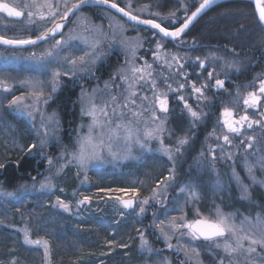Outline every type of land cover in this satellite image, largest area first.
Returning a JSON list of instances; mask_svg holds the SVG:
<instances>
[{
    "label": "rangeland",
    "instance_id": "obj_1",
    "mask_svg": "<svg viewBox=\"0 0 264 264\" xmlns=\"http://www.w3.org/2000/svg\"><path fill=\"white\" fill-rule=\"evenodd\" d=\"M9 2L23 4L31 3L32 0H9ZM46 2L55 5L57 0H36L39 5ZM115 2L141 19L151 18L168 26L171 20L176 21L189 16L202 0H183L188 8L187 12L181 6L180 0H115ZM231 5L233 11L231 10L230 14L223 13L222 18L231 19L236 24L241 21V24L244 22L246 24L249 15L246 9L240 6L251 5V3L245 1ZM18 10L24 13L20 20L8 19L0 14V35L10 39H33L34 34L50 28L59 19V16L56 18L48 16L49 9L46 7L31 9L33 12L38 10L44 12L48 16L46 20H40L37 15L29 19L28 9L21 7ZM63 10V5H61L60 12ZM89 10L91 12L94 10L95 15ZM89 10L83 9L77 13V16H86L90 24L101 26L107 33L106 37L94 31H85V25H78L75 18H72V22L66 26L63 35L66 37L70 32L73 35L79 34L87 37L89 43L100 39L101 42L96 49V52L100 54L99 59L91 63L92 57L88 56L85 57L84 64L78 60L75 73L72 75H64L61 70L55 92L51 90V71L41 73L35 67L39 57L46 49L51 48L53 39L42 42L39 46L23 49L0 47V81H4L10 89L5 92L4 85H0V161L22 155H37L46 166L45 174L40 179L23 183L12 191L0 189V193L14 194L12 197L0 195V264H9L12 258L16 259L17 264H55L50 252V247L55 240L53 238L55 229L54 223L45 214L44 208L47 207V201L51 200L54 213L62 212L68 215L77 213L84 205L92 204V199L88 203L80 204L84 196L78 191L89 188L93 181L89 180L87 173L97 169L113 173L119 179L116 186L111 189L112 195L107 200L115 218L122 221L126 212L129 213L128 217H134L137 224L142 222L140 229L137 228L136 233L128 240L129 247H134L135 255L141 258V261L134 264H167V262L181 264V260L185 259L183 249L179 253V258L175 253V248L179 247L178 237L172 236L173 250H169L160 230L163 227L165 231H168L166 224L156 227L160 219L170 222L179 220L181 213L189 217L194 214L192 203L185 204L187 192H180L182 186L195 185L200 197L196 207L205 216L214 217L219 207L222 213L232 215L233 222L237 225H240L245 217L253 224L256 223L258 215L264 218V183H254L245 167L247 161L253 166L256 180L264 181V168H261L258 163L259 157L264 156V150H257L258 148L264 149V144H261L259 138L253 141L252 148H246L245 145L237 146L233 143L230 147L225 146V151L221 155L220 147L223 142L222 139L216 140V136L220 133L207 132L204 123H201V118L193 122L188 110L180 103L171 104L167 114L157 110L161 119L155 122L151 120L148 112L140 118L147 121L149 128L155 127L156 124L162 126L164 131L160 134V138L164 146L171 149V159L161 148L160 141L157 139L148 141L150 151L134 146L131 157L121 152L123 158L118 161L105 159L103 163L90 165L86 172L80 170L79 174H77L78 170L74 163L69 164L66 158H62L65 147L67 146L69 151H72L71 145L77 137L87 133L88 126L92 122L88 111L93 105L97 109V115H99V110L105 106L110 112L112 95L117 98L128 95L130 83L134 84L132 90L138 93L137 110L141 108V97L147 95L148 100L144 103H150L153 93L148 90L150 86L147 83L148 72L153 74L155 83L159 85L156 89L157 93L167 92V95L172 94L175 99L181 95L180 92L175 91L176 82H179L177 78L180 80V76L176 75L177 71L171 59L173 56L179 57V54L176 51L169 52L171 49L167 48L165 40H161L160 35L155 34V30L130 24L105 8ZM172 13H175V16ZM109 21L113 22L111 28H109ZM116 22L124 25L122 33ZM73 29L75 32L72 31ZM59 38L61 35L55 37V39ZM157 42L162 43L163 47L158 49ZM75 43L78 49L85 47L81 41ZM33 51L36 53L34 58L31 55ZM64 55L75 58L83 53L78 50H69ZM147 65L152 67L149 69ZM66 67L70 68L71 65ZM81 68L86 70L81 71ZM133 68L144 69L143 80L139 79L141 73H134ZM169 73L172 74L170 80L173 90L171 91L163 82V77L169 76ZM28 77H36L43 81L44 90L42 94H39L41 101L39 104L36 102L33 89L22 83ZM66 90L75 91L69 126L65 124L59 106V96ZM16 97L20 98L19 102L10 107L12 99ZM44 100H47L46 104L43 103ZM191 107L197 111L195 107ZM30 112L31 116H29ZM50 117L52 119H49ZM144 127L143 123L139 125L141 133ZM46 129L47 136L45 137ZM174 130L180 132L176 133ZM63 132H67V135L63 136ZM179 139H187L188 143L177 152ZM33 144L36 147L29 152L28 148ZM212 149H216L217 152L215 160H213ZM229 153L232 159L224 158ZM49 160L53 162L52 165H49ZM150 165L162 166L165 171L162 172L157 167L148 170ZM170 173H173L174 179L169 178ZM234 173L238 179L234 178ZM46 178L52 187L50 190L42 191L40 185L46 182ZM70 182L74 183V188L67 192L65 187ZM245 188L247 192L244 191ZM118 189L128 191H116ZM58 199L63 200L69 206L68 211L53 207ZM145 199L149 203L143 205L146 211L141 214L139 208ZM120 200H133L134 207L129 210L125 209L120 204ZM174 200L177 202H173ZM245 227L247 228L248 225ZM25 228L28 229L30 239L49 241L47 255L42 245L24 243ZM141 234L147 241V247H141ZM184 240L187 241V238L185 237ZM155 243L162 249H158ZM194 243L202 246L199 264H216V256L223 255L220 249L213 248L211 254L204 251L203 249L213 247L210 242L196 241ZM149 248L152 249L151 253ZM34 249L39 251L40 255H37ZM26 251L31 252L30 258ZM19 252L23 253L26 259L20 258ZM189 264H197L196 258L193 257Z\"/></svg>",
    "mask_w": 264,
    "mask_h": 264
},
{
    "label": "snow or ice",
    "instance_id": "obj_2",
    "mask_svg": "<svg viewBox=\"0 0 264 264\" xmlns=\"http://www.w3.org/2000/svg\"><path fill=\"white\" fill-rule=\"evenodd\" d=\"M181 6L184 7L185 12L188 11L186 5H184L183 0H180ZM215 0H202L199 3L196 10L191 12L190 16H186L183 21L176 20L173 24H179V26L174 27V30H169V27L161 26V23L154 21L151 18L141 19L137 15L131 14V12L126 11L124 7H120L115 0H57L55 5L51 3H44L39 5L36 3V0H32L31 3L18 4L16 2H9V0H0V14H5L9 18H19L24 15V13L19 8L23 7L28 9L27 16L29 19L34 15H37L40 20L48 19V16L56 18L59 16V20L63 22H56L51 28H46L41 31L39 34H34L35 39H10L5 36L0 35V45L17 47V46H39L40 42H47L49 38H53V43L51 48L46 49L45 52L39 57L37 64L35 65L36 69L41 73H47L51 71L52 79L50 81L52 85V91H56V85L59 82V77L61 76V70H63L64 75H72L75 73L77 62L81 64L85 63V57L91 56V63H95L99 59V53L96 52V49L99 47L100 39H95L91 43L88 42L87 37L82 35H73L70 32L66 37L63 35V29L66 27L67 23L72 21L69 17H73L77 20L78 25H85V31H94L98 34H101L106 37L107 33L101 26L92 25L88 21L86 16H77V13L81 12L86 5H100L107 6L108 9H115L117 13H122L123 17H127V20L135 22L136 25H147L150 29L156 30V35H160L161 40H178L183 33L189 28V25L197 16L203 12L205 9L209 8ZM256 11L258 13V20L261 25H264V0H255ZM63 5V11L60 12V7ZM195 6V5H193ZM46 7L49 9L48 16L45 15L42 11L33 12L32 8H42ZM130 7V5H129ZM175 16V13H172ZM112 21H109V28L112 27ZM117 26L121 29V33L124 30V25L119 24ZM75 32V29L72 30ZM57 33H61V38L55 39ZM76 41H81L85 44L84 48L77 47ZM163 44L157 42V48H162ZM69 50H78L83 53L79 57H73L64 55L65 52ZM32 57L36 56V53L32 52ZM173 61H178V58L173 56L171 58ZM199 60V57H197ZM71 65V67H66ZM201 69H205V62L199 61L197 65ZM151 65H147V68H151ZM178 71L177 76H183V82L177 84L175 91L182 93L186 86H189L191 92L195 94L196 98L199 100L205 98V91L212 88L213 85L211 81H215V89L227 91L224 87L225 79H220L219 74H213V71L207 72V80L205 83L197 86L196 82L188 84L189 77L188 75L182 72L184 67L183 64L177 65ZM81 71L86 69L81 68ZM132 71L141 73L139 79H144V69L133 68ZM149 80L147 83L149 86V91L153 93V99L150 103H144L148 100V96L145 95L141 97V108L137 110L136 108V97L138 93L134 88V84L130 83L128 85L129 94L123 96L122 98H117L115 95H112L111 98V111L107 106L99 110V115H97V109L93 105L89 111L88 115L92 117V122L89 124L87 133L79 135L76 141L71 145L72 151H69V148L66 146L62 158H66L67 163H74L77 167V174L80 170H86L90 165L94 163H103L105 159H111L112 161H118L123 158L121 152L127 157H131V153L134 146H138L141 150L150 151L148 148V141L157 139L160 141L161 148L166 154L171 156V149L164 146L163 140L160 138V134L164 131L160 124H156L155 127L149 128L147 126V121L140 119L144 116L145 112H148L150 118L153 122L161 119L157 110L160 113L167 114L169 112V98L167 92L157 93L156 89L159 87L155 83V77L151 72L147 73ZM172 78V74L169 73V76L163 77V82L166 84L168 90L172 89V84L168 81ZM127 79V77H124ZM197 81L200 79L197 75ZM22 83L27 84L30 88L33 89V94L36 95V102L39 104L40 98L39 94L43 93V81L36 77H28ZM0 85H4L3 90L5 92L10 91L6 86L4 81H0ZM107 87V85H105ZM255 87V85H252ZM179 100L184 101L183 94L177 97ZM19 97L12 99L10 107L19 102ZM264 79H260L258 90L249 91L247 96L243 99L244 105V115H237L236 110L225 106L220 114L218 119V124L222 129V135L216 136V140H223V145L220 147V154L222 155L225 151V146H232L235 140L239 141V144L245 145L246 148L253 147V141L257 139L254 135L257 129L261 133H264ZM43 103H47V100H44ZM184 107L188 110L190 116L193 118V122L201 118V113L192 109V107L184 102ZM128 109V111H125ZM252 109V116L255 118H250L247 114V110ZM39 109L37 108V111ZM32 113H29L31 116ZM103 117V119H101ZM49 119H52L50 117ZM143 123L145 125L143 133H141L139 125ZM251 130V131H249ZM215 131V129H214ZM44 136H47V129L45 130ZM261 144H264V135L259 137ZM44 142L43 140L41 141ZM187 139H179L177 144V152L187 144ZM123 145V148H121ZM36 145L33 144L28 148V151L31 152ZM262 151L264 149H257ZM213 160L217 158L216 149H212ZM226 159H232L231 154ZM52 161L49 160V165H52ZM258 163L261 168H264V156L259 157ZM5 164L0 163V169L4 168ZM245 167L247 168L248 173L250 174L254 183H264V181H257L256 176L253 174V166L245 162ZM170 179H174L173 173H170ZM234 178L238 179L235 176ZM35 179V178H33ZM219 186V184H218ZM51 185L46 178L45 183H41L40 189L50 190ZM116 191H128L127 189H118ZM247 192V188L244 189ZM180 192H187L185 199V204L189 202L192 203L194 214L188 216L185 213H181L179 220H172L166 222L165 219H160L159 223L156 224V227L165 225L168 231H165L163 227L160 228L161 234L164 236L165 241L167 242V247L169 250H173V245L171 243L172 236H177V244L179 247L175 248V253L177 258H179V253L183 249L185 252V259L181 260V264H189V261L195 257L197 264H199L200 250L202 249L201 245H197L194 242L204 241L210 242L213 247L203 249L204 251L209 252L210 254L214 249H220L223 252V255L216 256V264H264V218L259 215L256 217V223L253 224L251 221L245 217L244 221L240 225H237L233 222L234 218L232 215L224 214L221 212L219 207L216 209L214 217L205 216L201 213L196 204L200 199L198 192L196 191L195 185L189 184L186 187H180ZM0 195H6L12 197L13 193H0ZM90 202L89 197H84L81 200L80 204H85ZM173 202H177L174 200ZM149 201L147 199L141 202L139 211L141 214L145 213L146 209L143 205H147ZM162 203V201H161ZM120 204L125 209H132L134 207L133 200H120ZM53 207L63 208L65 211L69 210V206L64 203L63 200L58 199L56 204ZM155 216V214H154ZM245 225H248L246 228ZM187 238V241L184 238ZM142 245L141 247H147V241L143 239V234H141ZM24 243L27 245L43 246L45 255H47L49 250V241L40 240V239H30L28 229H24ZM126 247V245H125ZM149 252H152V249H148ZM9 264H17L15 258H12ZM171 264V262H167Z\"/></svg>",
    "mask_w": 264,
    "mask_h": 264
},
{
    "label": "flooded vegetation",
    "instance_id": "obj_3",
    "mask_svg": "<svg viewBox=\"0 0 264 264\" xmlns=\"http://www.w3.org/2000/svg\"><path fill=\"white\" fill-rule=\"evenodd\" d=\"M221 3L206 10L178 40H165L167 48L171 49L169 52H178V61H173L175 70L178 71V63L184 65L182 72L188 75L189 85L196 82L199 87L200 84L205 83L208 71H213L214 76L219 74L220 79H225L227 76L224 85L227 91L216 90L213 80L210 82L213 87L205 91L206 99L198 100L189 86H186L180 93L183 94L184 101L177 98L179 95L176 99L172 94L168 95V107L173 103H180L184 106V102H187L202 114L201 123H204L207 132L212 131L220 135H222V129L218 124V119L223 108L231 107L236 110L237 115H244L243 99L249 91L258 90L260 79H264V28L255 16L253 5L240 6L246 9L249 18L246 24L245 22L241 24L242 21L236 24L231 19L222 18L223 13L230 14L233 8L230 7L232 5H220ZM92 11L95 15L94 10ZM238 13L241 12L238 11ZM173 22L171 20L170 25L168 24L169 30L179 26L178 23L174 25ZM161 26L164 25L161 23ZM199 61L205 62L206 70L197 66ZM197 75L200 77L198 81ZM177 80L179 82L176 84L183 82V76ZM252 113V109L247 110L250 118H255ZM254 135L258 139L264 133L257 129ZM233 143L242 146L238 140Z\"/></svg>",
    "mask_w": 264,
    "mask_h": 264
},
{
    "label": "trees",
    "instance_id": "obj_4",
    "mask_svg": "<svg viewBox=\"0 0 264 264\" xmlns=\"http://www.w3.org/2000/svg\"><path fill=\"white\" fill-rule=\"evenodd\" d=\"M239 2L245 1L229 0L220 5ZM117 4L119 5L118 2ZM74 93L75 91L66 90L59 96L61 114L67 126L70 125L72 118L71 106L75 97ZM62 135H67V132H63ZM0 163L5 164V167L0 169V189L6 191H12L23 183L38 180L46 171L45 163L37 155L3 159ZM155 167L162 172L165 171L162 166L157 165H150L147 169L152 170ZM97 172L98 175H96ZM87 177L93 182L89 188L80 190L78 193L89 197L90 201L92 199V204L84 205L80 211L69 215L62 212L54 213L51 200L47 201V207L44 208L45 214L50 217L55 229V237H53L55 243L53 242L52 248L50 247L52 260L56 262L55 264H134L141 261V258L135 255L134 247H129L128 240L136 233L137 228L140 229L142 222L137 224L134 217H128L129 213L126 212L123 215L124 219L119 221L115 218L111 205L107 201L112 195L111 189L116 186L119 179L113 173L98 169L88 172ZM65 188L69 192L74 188V183H68ZM125 219L127 221H124ZM155 246L162 249L156 243ZM29 251H26L28 258L31 254ZM35 251L37 255H40L39 251ZM19 254L20 258L26 259L23 253L19 252Z\"/></svg>",
    "mask_w": 264,
    "mask_h": 264
},
{
    "label": "water",
    "instance_id": "obj_5",
    "mask_svg": "<svg viewBox=\"0 0 264 264\" xmlns=\"http://www.w3.org/2000/svg\"><path fill=\"white\" fill-rule=\"evenodd\" d=\"M225 1H229V0H215V3H213L209 8H211L212 6H214V5H216V4H219V3H221V2H225ZM245 1H248V2H250L251 3V5H253V7H254V11H255V16H256V18H257V20H258V13H257V11H256V4H255V0H245ZM94 8H105V9H107V10H110V11H112L113 13H115L116 15H118V16H120L121 18H123L124 20H126L127 22H129L130 24H133V25H135V26H139V27H144V28H148V29H150L149 28V26H147V25H136L135 24V22H133V21H129V20H127V17H123V14L122 13H117L116 11H115V9H108L107 8V6H100V5H95V4H91V5H86V6H84V8L83 9H94ZM209 8H207V9H205L203 12H201L198 16H197V18L195 19V20H193L192 21V23L189 25V27L206 11V10H208ZM196 10V9H195ZM195 10H193V11H195ZM2 15H4L6 18H8V19H12V20H20V19H22V17H19V18H15V17H13V18H9V17H7L5 14H2ZM191 15V14H190ZM189 15V16H190ZM72 18L73 17H69V19L70 20H72ZM56 22H63V21H60L59 19L57 20V21H55L54 23H56ZM258 22H259V20H258ZM54 23L51 25V27H53L54 26ZM260 23V22H259ZM69 23H67L66 24V26L68 25ZM261 25V24H260ZM263 28H264V25H261ZM50 27V28H51ZM66 28V27H65ZM64 28V29H65ZM64 29H63V31H64ZM189 29V28H188ZM187 29V30H188ZM152 30H154V29H152ZM174 30V29H173ZM186 30V31H187ZM156 31V30H155ZM185 31V32H186ZM184 34V33H183ZM182 34V35H183ZM59 35H61V33H57V35H56V37L57 36H59ZM181 35V36H182ZM33 39H35V38H33ZM49 39H53V38H49ZM40 43H42V42H40ZM39 43V44H40ZM0 47H4V48H10V49H23V48H28V47H32V45H26V46H17V47H9V46H4V45H0ZM129 210V209H128Z\"/></svg>",
    "mask_w": 264,
    "mask_h": 264
},
{
    "label": "bare ground",
    "instance_id": "obj_6",
    "mask_svg": "<svg viewBox=\"0 0 264 264\" xmlns=\"http://www.w3.org/2000/svg\"><path fill=\"white\" fill-rule=\"evenodd\" d=\"M75 94V93H74Z\"/></svg>",
    "mask_w": 264,
    "mask_h": 264
}]
</instances>
